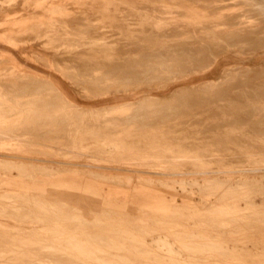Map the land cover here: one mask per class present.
Returning a JSON list of instances; mask_svg holds the SVG:
<instances>
[{"label": "rangeland", "instance_id": "1", "mask_svg": "<svg viewBox=\"0 0 264 264\" xmlns=\"http://www.w3.org/2000/svg\"><path fill=\"white\" fill-rule=\"evenodd\" d=\"M263 4L0 0V264H264Z\"/></svg>", "mask_w": 264, "mask_h": 264}, {"label": "bare ground", "instance_id": "2", "mask_svg": "<svg viewBox=\"0 0 264 264\" xmlns=\"http://www.w3.org/2000/svg\"><path fill=\"white\" fill-rule=\"evenodd\" d=\"M235 1H236V0H235ZM188 2H189V1H188ZM233 2H234V1H233ZM233 2H232V3H233ZM259 2H260V1H259ZM229 4H230V3H229ZM229 4H227V3L222 4V5L220 6V7H222V8L219 10V12L216 14V16H212V17H213V20H212V21H213L214 24H216V25L218 24V25H217L218 29H221V28H222L223 26H225V25L229 26L228 21H229V19L232 18V13H233V9H234V7H231V9H230V8H229V6H230ZM188 5H189V9H190V11H189V13H188V16H189L190 18H192L193 20H196V21H201V20H202V21H203L202 23H204L205 21L207 22V20H208L209 18H211V14L207 13L206 11H202V10H199L198 8H196V7H198V6H201V4L190 2ZM188 5H187V6H188ZM228 5H229V6H228ZM234 5H235V4H234ZM263 5H264V4H263ZM193 6H195V7L192 8ZM236 6H237V5H236ZM237 7H238V6H237ZM257 7H258V6H257ZM259 7H260V6H259ZM262 7H263V6H262ZM238 8H239V7H238ZM228 10H230V12L227 13L226 11H228ZM245 10H246V9H245ZM245 10H244V11H245ZM261 11H262V10H261ZM242 12H243V11H242ZM244 13L246 14V12H244ZM183 14H184V13H183ZM236 15H237V14H236ZM238 17H239V16H238ZM246 17H247V16H246ZM243 18H245V17H243ZM245 19H246V18H245ZM252 19H255V18H252ZM210 22H211V21H210ZM248 23H249V24H252V21H251V22H248ZM225 27H226V26H225ZM212 34H213V33H212ZM244 42H245V41H244ZM220 43H221V42H220ZM204 47H206V46H204ZM171 49H172V48H171ZM164 50H165V49H164ZM174 50H175V49H174ZM171 51H173V50H171ZM182 51H183V50H182ZM174 52H175V51H174ZM183 52H184V51H183ZM186 52H187V51H186ZM186 52H185V53H186ZM189 52H191V50H190ZM189 52H188L189 57H192L193 55L190 56L191 54H189ZM167 53H168L167 55H169V56L173 59V60L171 59L172 61L175 60L174 62L177 61V62H179V64H180V62H182V61H180V60H183V59H181L183 53L181 54L180 51H179V53H178V52H177V53H169V52H167ZM191 53H192V52H191ZM162 54H163V53H162ZM162 54H161V55H162ZM192 54H193V53H192ZM149 55H151V54H149ZM153 55H154V54H153ZM153 55H152L150 58L148 57V58L150 59V61H152V57H155V55H154V56H153ZM167 55H164V56L167 57ZM158 56H160V55H157V57H158ZM162 56H163V55H162ZM162 56H161V57H162ZM203 56H204V55H203ZM142 57H143V56H142ZM184 57H186V55H185ZM193 58H194V57H193ZM199 58H200V57H199ZM199 58H198V59H199ZM154 59H155V58H154ZM154 59H153V60H154ZM158 59H159V58H158ZM184 59H186V58H184ZM190 59H192V58H190ZM190 59H189V60H190ZM198 59L196 58V60H198ZM165 60L169 61L168 59H165ZM196 60H195V61H196ZM141 61H142V60H141ZM154 61H155V60H154ZM154 61H153V63H154ZM157 61H158V60L156 59V62H157ZM160 61H162V59H161ZM160 61H158V62H159V64H160L161 66L163 65V66L166 67V66L168 65L167 61H164V58H163V62H160ZM192 61H194V60L192 59L191 61H189V62H191V63H188V64H186V65L192 64V63H193ZM148 62H149V60H148ZM174 62H173V63H174ZM186 62H188V59H187ZM197 62H199V61H197ZM153 63L149 62V65H151V64L153 65ZM184 63H185V62L183 61V64H184ZM194 63H195V62H194ZM134 65H135V64H134ZM138 65H139V63H138ZM149 65H148V63H147V66H149ZM171 65H172V64H171ZM171 65H170V66H171ZM174 65H175V63H174ZM174 65H172V67H173ZM176 65H177V64H176ZM126 66H127V65H126ZM142 66H144V65H142ZM170 66L168 65V67H170ZM157 67H158V66H157ZM165 67H164V69H166ZM175 67H176V66H175ZM179 67H181V66H179ZM58 68H59V67H58ZM93 68H94V67H93ZM129 68L132 69V66L129 67ZM145 68H146V65H145ZM151 68H152V67H151ZM176 68H177V67H176ZM111 69H112V68H111ZM133 69H134V71L131 70L132 72L129 71V73H130V72H131V73L135 72V69H136V68H133ZM141 69H142V68H141ZM146 69H147V68H146ZM153 69H155V68L153 67ZM170 69H171V68H170ZM170 69H169V70H170ZM180 69H181V68H180ZM149 70H150V69H149ZM149 70L147 69V71H149ZM151 70H152V69H151ZM151 70H150V72H151ZM155 70H156V69H155ZM175 70H176V69H175ZM181 70H182V69H181ZM186 70H187V69H186ZM79 71H80V70H79ZM139 71H141V70H139ZM139 71H138V72H139ZM176 71H177V70H176ZM136 72H137V71H136ZM144 72H146V71H144ZM150 72H149V74L146 73V75H147V74L150 75ZM123 73H124V72H123ZM151 73H152V72H151ZM170 73H171V72H170ZM154 74L156 75L157 73H155V71H154ZM154 74H151V75H154ZM139 75H140V74H139ZM141 75L143 76L144 74L141 73ZM72 76H73V75H72ZM114 76H115V75H114ZM114 76H113V78H114ZM157 76H158V75H157ZM174 76H175V75H174ZM130 77H131V80H132V75H131ZM135 77H136V76H135ZM135 77L133 76V79H135ZM146 77H147V76H146ZM150 77H151V76H150ZM153 77H154V76H153ZM168 77H169V76H168ZM232 77H233V76H232ZM128 78H129V77H128ZM100 79H101V78H100ZM126 79H127V78H126ZM126 79H125V81H126ZM154 79H155V78H154ZM232 79H233V78H232ZM122 80H123V79H122ZM127 80H128V79H127ZM146 80H147V79H146ZM84 81H85V79H84ZM102 81H103V80H102ZM120 81H121V79H120ZM135 81H137V79H136ZM143 81H144V80H143ZM143 81H141V82H143ZM151 81H152V80H151ZM154 81H155V80H154ZM85 82H86V81H85ZM105 82H106V81H105ZM110 82H111V81H110ZM121 82H122V81H121ZM121 82H120V83H121ZM127 82H128V81H127ZM94 83H95V82H94ZM94 83H93V84H94ZM101 83H102V82H101ZM101 83H100V84H101ZM112 83H113V82H112ZM124 83H125V82H123L122 84H124ZM128 83H129V82H128ZM133 83H134V82H133ZM148 83H149V82H148ZM151 83H152V82H151ZM85 84H86V83H85ZM109 84H110V83H109ZM126 84H127V83H126ZM137 84H138V83H137ZM139 84H140V83H139ZM43 85H44L45 88H47V89H52V90H54L55 92H58L64 101L69 102V100H68L66 97L63 96V94H62V92L59 90V88H58L54 83H52L51 81H49V82L45 81ZM114 85H115V83L113 84V86H114ZM120 85H121V84H120ZM130 85H131V84H130ZM100 87H102V86H100ZM107 87H108V85H107ZM109 87H110V85H109ZM109 87H108V88H109ZM111 87H112V86H111ZM111 87H110V88H111ZM208 87H209V86H208ZM208 87H207V88H208ZM45 88H44V89H45ZM205 88H206V87H205ZM207 88H206V89H207ZM206 89H205V90H206ZM40 90H42V89H40ZM193 91H194V90H193ZM195 91H196V90H195ZM16 95H17V94H16ZM23 95H24V94H23ZM184 95H185L184 93H183V94L179 93V94L176 95L175 98H170V100L167 99L166 102H167V104L169 105V104H171L172 102L180 101L182 98H184V97H183ZM187 95H188V94H187ZM195 95H196V94H195ZM197 95H198V94H197ZM9 96H10V95H9ZM17 96H18V95H17ZM47 96H48V95H47ZM67 97H68V96H67ZM186 97H187V96H186ZM59 98H60V97H59ZM40 99H41V98H40ZM62 99H61V100H62ZM51 100H52V99H51ZM54 100H55V99H54ZM165 100H166V99H165ZM195 100H196V99H195ZM39 101H40V100H39ZM185 101H186V100H185ZM56 102H57V101H56ZM62 102H63V101H62ZM154 102H155V99H154L153 97L145 98L143 101H141V102L139 101V106H137V107L140 108V109L138 108L139 110H141L142 108H144V110H147V108H149L150 106H152V105L154 104ZM189 102H190V101H189ZM69 103H70V102H69ZM186 103H187V101H186ZM38 104H39V102H38ZM62 104H63V103H62ZM137 104H138V103H137ZM172 104H173V103H172ZM34 105H35V104H34ZM41 105H42V104H41ZM51 105H52V104H51ZM57 105H58V104H57ZM156 105H158V104H156ZM163 105H164V104H163ZM37 106H38V105H37ZM46 106H47V105H46ZM49 106H50V105H49ZM54 106H55V105H54ZM132 106L135 107V104L132 105ZM170 106H171V105H170ZM114 107H115V106H114ZM114 107H111V106H110V107H107V108H105V109H102L101 112L104 111V112L107 113V111H109V110H113ZM117 107H118V106H117ZM146 107H147V108H146ZM152 107L154 108V106H152ZM152 107H150V108H152ZM160 107H161V106H160ZM41 108H42V107H41ZM54 108H55V107H54ZM59 108H60V107H59ZM59 108H58V109H59ZM135 108H136V107H135ZM51 109H52V108H51ZM115 109H116V108H115ZM115 109H114V110H115ZM159 109H160V108H159ZM173 109H174V108H173ZM177 109H178V108H177ZM177 109H175V110H177ZM152 110H154V109H152ZM152 110H151V111H152ZM147 111H148V110H147ZM51 112H53V111H51ZM84 112H85V111H84ZM135 112H136V111H135ZM139 112H140V111H139ZM79 113L81 114V111H80ZM137 113H138V112H137ZM174 113H175V112H174ZM38 114H39V113H38ZM49 114H50V113H49ZM80 114H79V115H80ZM138 114H139V113H138ZM149 114H150V113H149ZM153 114H154V113H153ZM41 115H42V114H41ZM81 115H82V114H81ZM81 115H80V116H81ZM159 115H160V114H159ZM52 116H53V115H52ZM160 116H161V115H160ZM43 117L46 118V117H48V116L45 117V115H44ZM50 117H51V116H50ZM35 118H38V117H35ZM39 118H41V117H39ZM39 118H38L37 123H36L35 120H34L32 124H35V123H36V124H39V123H40V122H39V120H40ZM52 118H53V117H52ZM56 118H57V117H56ZM46 119H47V118H46ZM48 119H49V118H48ZM48 119H47V120H48ZM47 120H46V121H47ZM55 120H56V119H55ZM55 120H53V121H55ZM58 120H59V119H58ZM62 120H63V119H62ZM62 120H61V121H62ZM157 120H158V119H157ZM157 120H156V121H157ZM40 121H42V122L44 121V123H45V120H42V119H41ZM51 121H52V119H51ZM51 121H50V123H52ZM56 121H57V120H56ZM61 121H60V122H61ZM30 122H31V121H30ZM34 122H35V123H34ZM26 123H27V122H26ZM44 123H43V124H44ZM53 123H55V122H53ZM65 123H66V122H65ZM65 123H64V124H65ZM36 124H35V126H36ZM40 124H41V123H40ZM48 124H49V123H48ZM57 124H58V123H57ZM60 124H61V123H60ZM41 125H42V124H41ZM44 125H45V124H44ZM44 125H43V126H44ZM54 125H55V124H54ZM62 126H63V125H62ZM30 127H31V126H30ZM32 127H33V129H34V126H32ZM32 127H31V128H32ZM36 127H37V126H36ZM51 127H52V126H51ZM53 127H54V126H53ZM57 127H58V126H57ZM60 127H61V125H60ZM63 127H64V126H63ZM25 128H26V127H25ZM31 128H29L28 130L30 131ZM37 128H39V130H40V127H39V126H38ZM37 128H36V129H37ZM42 128H44V127H42ZM65 128H66V127H65ZM65 128H64V129H65ZM36 129H35V130H36ZM47 129L50 130V127H48ZM19 130L21 131V129H19ZM19 130H18V131H19ZM28 130H26V131H28ZM39 130H38V131H39ZM55 130H56V129H55ZM20 131H19V133H20ZM31 131H32V130H31ZM31 131H30V132H31ZM30 132H29V133H30ZM32 132H33V131H32ZM34 132H35V131H34ZM39 132H41V131H39ZM43 132H44V131H43ZM51 132H52V131H51ZM25 133H26V132H25ZM47 133H48V130H47ZM65 133H66V132H65ZM21 134H22V133H21ZM42 134H43V133H42ZM44 134H45V133H44ZM44 134H43V135H44ZM49 134H50V132H49ZM35 135H36V134H35ZM54 135H55V134H54ZM33 136H34V135H33ZM51 136H52V134H51ZM58 136H59V135H58ZM58 136H57V137H58ZM64 136H65V135H64ZM4 137H5V136H4ZM44 137H45V136H44ZM53 137H56V136H53ZM59 137H60V136H59ZM8 138H9V137H8ZM10 138H11V137H10ZM60 138H61V137H60ZM62 138H63V137H62ZM51 139H52V138H51ZM54 139H55V138H54ZM66 139H67V138H66ZM3 140H4V139H3ZM62 141H64V139H63V140L61 139V142H62ZM59 142H60V141H59ZM62 144H63V143H62ZM154 153H155V152H154ZM147 158H148V157H147ZM4 163H5V162H4ZM7 163H8V162H7ZM9 164H11V163H9ZM12 165H13V164H12ZM18 166H19V165H18ZM25 166H26V165H25ZM25 166H24V167H25ZM5 167H6V166H5ZM11 167H14V166H11ZM39 168H40V167H39ZM1 169H2V168H1ZM7 169H8V168H7ZM165 169H166V168H165ZM11 170H12V169H11ZM24 170H25V169H24ZM124 171H125V170H124ZM206 174H207V173H206ZM167 175H168V174H167ZM184 175H185V174H184ZM22 176H23V175H22ZM104 176H105V175H104ZM131 178H132V177H131ZM129 179H130V178H129ZM140 179H141V178H140ZM255 179H256V178H255ZM220 180H221V179H220ZM230 180H231V179H230ZM132 181H133V179H132ZM143 181H144V180H143ZM171 181H172V180H171ZM205 181H206V182H210V181H211V183H212V182H217V181H219V178L215 177V178H212V179H209V180L206 179ZM255 181H257V180H255ZM157 182H158V181H157ZM221 182H222V180H221ZM221 182H220V183H221ZM223 182H224V181H223ZM236 182H237V181H236ZM253 182H254V181H253ZM142 183H143V182H142ZM152 183H153V182H152ZM174 183H175V181H174ZM184 183H185V182H184ZM184 183H183V184H184ZM192 183H193V182H192ZM195 183H196V182H195ZM224 183L228 185L229 182H228V183L224 182ZM249 183H250V182H249ZM260 183H261V182H260ZM161 184H163V183H161ZM161 184H160V185H161ZM185 184H186V183H185ZM247 184H248V183H247ZM247 184L244 185V183H239L238 185H240V186H242V187L245 188V186H247ZM169 185H170V184H169ZM192 185H193V184H192ZM194 185H197V184H194ZM243 185H244V186H243ZM260 185H261L262 187H261ZM260 185L258 184V186L260 187V188H258V189H261V190L264 189V184H263V185L260 184ZM197 186H200V184L197 185ZM197 186H196V187H197ZM224 186H226V185H223L222 187H224ZM258 186H257V187H258ZM156 187H157V186H156ZM201 187H202V186H201ZM215 187H216V186H215ZM235 187L237 188V186H235ZM162 188H163V187H162ZM216 188H217V187H216ZM246 188H247V187H246ZM251 188H253V187H251ZM68 189H69L70 192H73V191H71L72 189H71L70 186H68ZM248 189H249V187H248ZM255 189H256V186H255L254 190H255ZM212 190H213V189H212ZM215 190H216V189H215ZM226 190H227V189H226ZM244 190H245V189H244ZM94 191H95V190H93V192H94ZM199 191H200V190H199ZM247 191H248V190H247ZM230 192H231V190H230ZM230 192H229V193H230ZM263 192H264V191H263ZM204 193H205V192H204ZM235 193H236V192H235ZM250 193H251V192H250ZM97 194H98V193H97ZM214 194H215V193H214ZM98 195H99V194H98ZM216 195H217V194H216ZM234 195H235V194H234ZM239 197H240V196H239ZM10 198H11V197H10ZM3 199H4V198H3ZM12 199H13V198H12ZM253 200H254V199H253ZM209 203H210V202H209ZM168 207H169V206H168ZM173 207H174V206H173ZM38 208H39V207H38ZM165 209H166V208H165ZM143 210H144V209H143ZM43 211H44V210H43ZM261 212H262V211H261ZM263 213H264V212H263ZM8 214H9V213H8ZM225 216H226V215H225ZM28 218H29V217H28ZM22 219H23V218H22ZM255 221H256V220H255ZM262 221H263V220H262ZM260 222H261V221H260ZM234 223H235V222H234ZM238 223H239V222H238ZM243 224H244V223H243ZM235 225H236V224H235ZM229 227H230V226H229ZM137 229H138V228H137ZM245 231H246V230H245ZM147 236H148V235H147ZM2 237H3V235H2ZM165 238H166V237H165ZM74 239H75V238H74ZM17 240H18V239H17ZM19 240H20V239H19ZM104 240H105V239H104ZM152 240H153V239H152ZM154 240H155V239H154ZM166 241H167V240H166ZM23 242H24V241H23ZM103 242H104V241H103ZM163 242H164V241H163ZM167 243H168V242H167ZM135 244H136V243H135ZM142 244H143V243H142ZM164 244H165V243H164ZM168 244H169V243H168ZM27 245H28V244H27ZM27 245H26V246H27ZM38 246H39V245H38ZM158 246H159V245H158ZM14 247H16V246H14ZM31 247H32V246H31ZM26 248H27V247H26ZM26 248H25V249H26ZM28 248H29V247H28ZM28 248H27V249H28ZM34 248H35V247H34ZM44 248H45V247H44ZM51 248H52V247H51ZM75 248H77V247H75ZM215 248H216V247H215ZM27 249H26V250H27ZM150 249H151V248H150ZM219 249H220V247H219ZM227 249H228V248H227ZM256 249H257V248H256ZM21 250H22V249H21ZM34 250H35V249H34ZM34 250H33V251H34ZM38 250H39V249H38ZM123 250H124V249H123ZM257 250H258V249H257ZM178 251H179V250H178ZM14 253H15V252H14ZM79 253H80V252H79ZM85 253H86V252H85ZM85 253H83L82 255H84ZM155 253H156V252H155ZM163 253H164V252H163ZM3 254H4V253H3ZM46 254H47V253H46ZM48 254H49V253H48ZM148 254H149V253H148ZM221 254H222V253H221ZM9 255H10V254H9ZM13 255H14V254H13ZM26 255H27V254H26ZM49 255H50V254H49ZM56 255H57V254H56ZM66 255H68V254H66ZM66 255H65V256H66ZM85 255H86V254H85ZM108 255H109V254H108ZM169 255H170V254H169ZM57 256H59V255H57ZM65 256H64V257H65ZM69 256H71V255H69ZM69 256H68V257H69ZM88 256H91V255H88ZM6 257H7V256H6ZM13 257H14V256H13ZM62 257H63V256H62ZM64 257H63V258H64ZM71 257H72V256H71ZM1 258H3V256H2ZM1 258H0V259H1ZM21 258H22V257H21ZM48 258H49V257H48ZM54 258H55V257H54ZM63 258H62V260H63ZM91 258H92V257H91ZM190 258H191V257H190ZM8 259H9V258H8ZM14 259H15V258H14ZM18 259H19V258H18ZM50 259H51V258H50ZM56 259H58V258H56ZM60 259H61V258H60ZM69 259H70V258H69ZM72 259H73V257H72ZM16 260H17V258H16ZM22 260H23V259H22ZM62 260H61V261H62ZM65 260H66V258H65ZM73 260H74V259H73ZM12 261H13V260H12ZM14 261H15V260H14ZM25 261H26V260H25ZM77 261H78V259H77ZM129 261H130V260H129ZM206 261H207V260H206ZM10 262H11V261H10ZM26 262H27V261H26ZM64 262H66V261H64ZM97 262H98V261H97ZM124 262H125V261H124ZM126 262H127V261H126ZM55 263H56V262H55ZM77 263H78V262H77ZM98 263L100 264V262H98ZM102 263H103V262H102ZM106 263H107V262H106ZM61 264H62V263H61ZM64 264H65V263H64ZM71 264H72V263H71ZM80 264H81V263H80ZM85 264H86V263H85Z\"/></svg>", "mask_w": 264, "mask_h": 264}]
</instances>
